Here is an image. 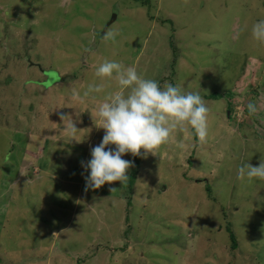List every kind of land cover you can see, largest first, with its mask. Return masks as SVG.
<instances>
[{"label":"rangeland","instance_id":"1","mask_svg":"<svg viewBox=\"0 0 264 264\" xmlns=\"http://www.w3.org/2000/svg\"><path fill=\"white\" fill-rule=\"evenodd\" d=\"M0 264H264V0H0Z\"/></svg>","mask_w":264,"mask_h":264},{"label":"trees","instance_id":"2","mask_svg":"<svg viewBox=\"0 0 264 264\" xmlns=\"http://www.w3.org/2000/svg\"><path fill=\"white\" fill-rule=\"evenodd\" d=\"M153 110H151V109H148V118H147V120L145 121V127H146V130H145V135H146V137L143 139V140H141L138 144H137V146L135 147L134 146V151H135V155H134V158L137 160V158L139 157V154H140V151H141V148L144 146V145H146V143L151 139V136H152V131H151V126H152V123H153V121H152V119H151V116H152V114H151V112H152ZM200 116H199V118L197 119V121L195 122V125L197 126L198 124H199V122H200ZM195 130V129H194ZM231 240H232V242L234 243V245L232 246V248H231V250H235L237 247H236V241H235V237L234 236H231Z\"/></svg>","mask_w":264,"mask_h":264},{"label":"crops","instance_id":"3","mask_svg":"<svg viewBox=\"0 0 264 264\" xmlns=\"http://www.w3.org/2000/svg\"><path fill=\"white\" fill-rule=\"evenodd\" d=\"M37 156H40V155H37ZM34 163H35V161H30L29 164L32 165V168H34V170H35V169H39L38 171H39V173H40V171H41L40 168H38L37 166H35ZM24 170H25L24 167H21V168H20L19 173H21L22 175H18V177H17L16 180H18V179H19V176H21L22 178H24V179L26 180V182L28 183V185H30V186L35 185L34 182H33V181H35V180L33 179V180L31 181L30 176H29V175L27 176V173H26ZM27 171H29V170L27 169ZM33 172H34V171H33ZM33 172H32V174H33ZM16 180H14V181H10V183H11V184H15V183H16ZM9 194H11L10 199H12V194H13V192L11 191V193H9Z\"/></svg>","mask_w":264,"mask_h":264},{"label":"water","instance_id":"4","mask_svg":"<svg viewBox=\"0 0 264 264\" xmlns=\"http://www.w3.org/2000/svg\"><path fill=\"white\" fill-rule=\"evenodd\" d=\"M115 19H116V15H113L112 18L110 19V21L108 22V24L106 25L103 34H105L106 30L115 21Z\"/></svg>","mask_w":264,"mask_h":264}]
</instances>
